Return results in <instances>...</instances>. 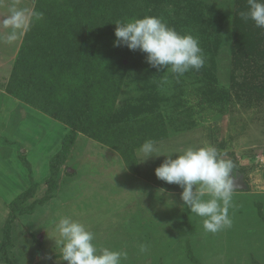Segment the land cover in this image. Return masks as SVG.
I'll use <instances>...</instances> for the list:
<instances>
[{"label":"rangeland","instance_id":"374dc122","mask_svg":"<svg viewBox=\"0 0 264 264\" xmlns=\"http://www.w3.org/2000/svg\"><path fill=\"white\" fill-rule=\"evenodd\" d=\"M37 3L0 0V242L13 200L30 192L22 206L37 204L33 214L19 215L14 222L12 264H67L61 260L54 230V223L65 215L93 231L98 247L126 251L124 264H264V59H239L235 64L232 34L240 0L152 2L142 18L159 17L169 27L175 24L181 35L197 38L210 77L193 70L182 76L170 68L158 71L141 61L146 54L138 50L140 61L124 78H112L109 69H102L93 92L99 114L94 118L109 129L103 124L101 132L97 130L102 140L77 135L50 199V163L70 131L66 120L73 118L62 120L46 113L23 99L24 91L13 94L9 86L23 50L31 67L46 75L28 90L29 96L48 87L54 95L69 97L77 91L85 69L63 39L47 34L45 16L39 18L41 28L28 35ZM190 9L202 16L201 22L187 21ZM129 20L132 14L120 21ZM217 27L221 45L209 53L202 42L213 38ZM259 30L264 39V28ZM32 76L29 80L36 82L38 76ZM146 95L157 98L154 113L126 115ZM65 102L58 100L60 110ZM149 139L160 153H175L173 159L189 147L211 145L234 162L233 174L248 184V190L233 193L230 228L206 232L203 218L182 209L183 189L155 175L166 157L142 161L145 157L138 149ZM141 244L147 246L146 252H140Z\"/></svg>","mask_w":264,"mask_h":264},{"label":"trees","instance_id":"16d2710c","mask_svg":"<svg viewBox=\"0 0 264 264\" xmlns=\"http://www.w3.org/2000/svg\"><path fill=\"white\" fill-rule=\"evenodd\" d=\"M161 0H70L63 3V0H38L37 6L33 12L32 19L28 29V35L33 31L37 32V28H41V20L37 19L35 13H42L49 21L47 34L57 36L63 39L69 46V50L74 54V59L79 66L85 69L82 79L79 81V87L73 95L67 97L66 94L55 95L51 91H47L48 87L39 88L37 95L29 96L28 90H33L38 79L44 80L46 75L39 70L31 67L32 62L27 57L26 50H23L18 57L17 65L9 91L13 94L24 91L21 96L23 99L32 100L33 103L40 105L42 111L53 114L56 117L66 120L67 117H72L66 120L70 125V131L66 134L62 141V146L56 156L50 163V178L48 181V197L53 196L58 189V177L60 170L70 156L71 150L75 144L77 135L83 133L89 138H97V130L100 133V127L104 122L94 118L99 114L95 113L96 100L94 96V87L97 85V80L101 77V70L105 72V68L110 70L112 78H124L125 75L137 66L138 62L146 60V56L137 58L136 52L129 50L126 46L116 47L114 41L116 39L114 32L117 21L126 18L132 14L133 19H140L145 15L153 3H160ZM248 10L247 0H240L238 3L236 16L233 23V56L235 64L240 60L258 61L264 59V39L261 37V31L252 20H243L240 16L242 11ZM139 12L138 15L132 13ZM186 18L189 23L196 24L201 22L202 16H199L192 9L186 12ZM195 14V15H194ZM153 15V14H152ZM125 22V21H124ZM39 23V25H38ZM173 28L178 32L177 26L172 24ZM220 28L215 29L213 38L205 39L202 44L206 48L205 51L211 53L212 50H218L221 41L217 38ZM179 33V32H178ZM26 40V49L27 42ZM211 42V45L209 44ZM213 43V44H212ZM125 61L128 63L125 64ZM24 66V67H23ZM106 69V70H107ZM205 66L199 70L193 69L197 74H204L210 77V72L205 73ZM32 75H37L36 82L30 81ZM111 78V79H112ZM48 86L52 87V79L47 77ZM117 79V80H118ZM99 81V80H98ZM27 82H29L27 84ZM111 82V80L109 81ZM47 83V82H46ZM15 84L18 86L15 87ZM53 88V87H52ZM31 97V98H30ZM33 98V99H32ZM66 100L62 110L58 108V100ZM140 105L132 106V110L126 113L141 115L144 113L153 114L157 98L154 95H146L140 99ZM71 106V107H70ZM70 107V108H69ZM119 115L113 116L115 120ZM104 128L109 129L108 124H104ZM103 128V127H102ZM101 135V134H100ZM103 137V134H102ZM120 149V146L117 147ZM126 163L130 165L129 157L124 154ZM30 192H23L13 200V208L9 213L5 226L3 227V237L0 242V263L12 264L9 257V247L13 245V225L19 215L33 214L34 207L24 208L22 203L29 197ZM42 202L40 201L39 204Z\"/></svg>","mask_w":264,"mask_h":264},{"label":"clouds","instance_id":"9594fccd","mask_svg":"<svg viewBox=\"0 0 264 264\" xmlns=\"http://www.w3.org/2000/svg\"><path fill=\"white\" fill-rule=\"evenodd\" d=\"M248 10L242 11L243 20H252L256 27L264 28V0H247ZM37 19L43 14L35 13ZM114 46H126L131 51L146 54L147 63L156 68L171 70L182 76L190 70L204 66L203 50L197 38L181 35L159 17L145 16L127 22L117 21ZM9 36V40L14 39ZM145 157L165 156L163 163L155 169L158 179L180 186L181 200L191 214L203 218L206 232L216 234L232 226L229 208L235 191L232 173L235 164L225 159L211 145L189 147L182 154L160 153L154 140H146L138 149ZM141 161V162H142ZM205 195L208 199H205ZM58 234L55 244L60 249L62 261L67 264H124L128 254L108 247H98L96 234L71 216H62L54 223ZM147 246L140 245V252Z\"/></svg>","mask_w":264,"mask_h":264},{"label":"water","instance_id":"95a60500","mask_svg":"<svg viewBox=\"0 0 264 264\" xmlns=\"http://www.w3.org/2000/svg\"><path fill=\"white\" fill-rule=\"evenodd\" d=\"M232 177H233V183H234V187L236 191L248 190V184L242 178L236 177L233 173H232Z\"/></svg>","mask_w":264,"mask_h":264}]
</instances>
